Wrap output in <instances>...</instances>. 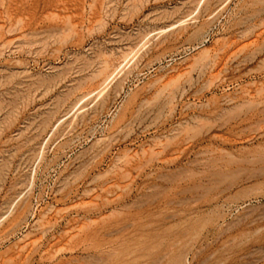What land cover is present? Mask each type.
<instances>
[{
  "label": "rangeland",
  "instance_id": "374dc122",
  "mask_svg": "<svg viewBox=\"0 0 264 264\" xmlns=\"http://www.w3.org/2000/svg\"><path fill=\"white\" fill-rule=\"evenodd\" d=\"M0 264H264V0H0Z\"/></svg>",
  "mask_w": 264,
  "mask_h": 264
}]
</instances>
